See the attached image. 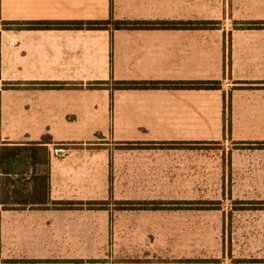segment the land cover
<instances>
[{
  "label": "crops",
  "instance_id": "0c3cea01",
  "mask_svg": "<svg viewBox=\"0 0 264 264\" xmlns=\"http://www.w3.org/2000/svg\"><path fill=\"white\" fill-rule=\"evenodd\" d=\"M46 135L50 204L0 205L23 259H86L67 245L210 195L229 162L210 148L264 143V0H0V147Z\"/></svg>",
  "mask_w": 264,
  "mask_h": 264
},
{
  "label": "rangeland",
  "instance_id": "374dc122",
  "mask_svg": "<svg viewBox=\"0 0 264 264\" xmlns=\"http://www.w3.org/2000/svg\"><path fill=\"white\" fill-rule=\"evenodd\" d=\"M210 150L229 161L210 195L186 197L188 204L172 210L113 219L109 243L67 245L70 255L86 259L19 257L0 212V264H264V146L221 143ZM235 154L238 163L231 161Z\"/></svg>",
  "mask_w": 264,
  "mask_h": 264
},
{
  "label": "trees",
  "instance_id": "16d2710c",
  "mask_svg": "<svg viewBox=\"0 0 264 264\" xmlns=\"http://www.w3.org/2000/svg\"><path fill=\"white\" fill-rule=\"evenodd\" d=\"M106 23L83 22H27L5 23V29H100ZM149 24L119 22V28L153 27ZM196 87L198 85H195ZM205 87L204 85H200ZM129 85H121L127 88ZM192 87V86H191ZM50 135L41 143L26 146L3 145L0 147V205L3 210L46 208L50 204V157L47 145L53 144ZM257 146H264L259 143Z\"/></svg>",
  "mask_w": 264,
  "mask_h": 264
}]
</instances>
